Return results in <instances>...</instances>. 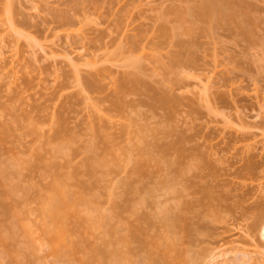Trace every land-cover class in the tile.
<instances>
[{"label":"rangeland","instance_id":"374dc122","mask_svg":"<svg viewBox=\"0 0 264 264\" xmlns=\"http://www.w3.org/2000/svg\"><path fill=\"white\" fill-rule=\"evenodd\" d=\"M17 1L20 6L15 17L19 27L41 41L59 30L53 11L76 8L74 10L78 9L80 14L75 15L78 19L72 25L76 33L68 39L62 34L54 39L49 36L47 42L54 43L48 49L54 53L45 57L39 50L33 77H21L18 87H13L17 91H26L21 94L28 97H25V104L12 103V96L18 92L7 90V78L1 77L5 73L1 68L5 65L4 57L10 56L12 49L9 40L6 43L4 51L7 53L3 56L4 61H0V127L9 126L10 137L0 149V160L13 157L31 162L37 154L48 157V148L42 145L51 136L48 124L50 114L54 112L64 131L75 137L74 152L70 155L57 156L55 161L49 156V161L62 165L59 176L68 170H76L74 172L79 174L76 180L72 179L74 182L69 180L73 184L67 188L70 194L77 195L83 183L85 186L92 184L93 193L100 196L99 206L107 209L111 205L104 193L111 182H129L138 187L158 186L147 194V205L139 206L136 202L140 192L130 195L127 201L122 194L116 199L120 217L127 218L115 223L119 235L126 233L129 222L130 225L135 223L133 226L139 223L145 235L156 237L163 229L162 216L166 214L160 207L166 206L169 215L182 217L176 228L169 227L172 228L169 230L172 237H169L175 242L171 241L174 246L168 243H165L168 247L163 246L161 255L166 257L168 264H243V261L244 264H264V238L257 228L264 217V0H233L237 8L242 7L250 13H247L251 17L249 27L254 32L251 39L243 37L236 26L228 29L221 24L215 25L212 34L204 29L206 24L200 19V13L208 0ZM168 7L189 8L191 19L198 20L199 17L200 25L189 30L188 23L183 27L174 15H170L169 22L165 18L158 20V15ZM163 25L169 31L165 38L158 31ZM143 29L148 35V44L146 41L145 44L155 47L157 56L144 55L127 42L128 36ZM174 29L179 32L177 37L171 34ZM77 32L85 34V38L77 36L81 34ZM119 43L123 55L112 62L104 61L107 52ZM23 46L21 50L25 51L26 46ZM179 51L183 62L174 64L173 60L177 61L175 54ZM21 54L30 60L28 53ZM131 56L138 59V66H131ZM93 59L98 60L101 71L98 85L95 84L96 67L86 65V61ZM74 65L79 68L81 87L75 83ZM39 70L44 72V81H39L36 75ZM132 75L142 77L143 84L134 87L130 82ZM165 97L166 104L162 103ZM88 101L95 103L101 114L93 112ZM27 116L43 124V136L29 132ZM14 117L20 120L7 125ZM91 122L97 128L102 126L99 133L107 136L121 152L123 149L128 151L118 173L97 172L92 179L83 175L81 152L92 140ZM126 126H130L129 139ZM138 138L141 142L136 141ZM144 145L148 146L147 155L141 150ZM137 160L145 163L144 176L134 171ZM45 161L34 168L24 166L19 175L18 209L25 221L34 227L45 221L39 201L52 177L45 179L43 172L46 168L55 169L53 164H50L51 168L50 165L47 167L52 161ZM162 181L172 183L174 191L161 188ZM117 191L121 192V189ZM80 192L78 195H82ZM132 204L139 206L135 215L126 211ZM110 226L104 229H111ZM103 231L98 234L96 231L90 240L97 235L96 241L92 240L97 242L102 234L107 236ZM17 237L24 244L23 235L19 233ZM235 244L242 248V253L232 248ZM2 246L0 242V264H60L48 247L35 254L22 250V257L11 258L4 256ZM139 248L140 245L134 243L124 250L141 259ZM226 249L228 252H224ZM230 250L234 251L231 253ZM244 250H248L245 254L250 253V257L242 256ZM213 251H222V254L210 262L209 255ZM73 257L74 264L81 263V253ZM64 258L70 257L66 254L60 260Z\"/></svg>","mask_w":264,"mask_h":264},{"label":"bare ground","instance_id":"6f19581e","mask_svg":"<svg viewBox=\"0 0 264 264\" xmlns=\"http://www.w3.org/2000/svg\"><path fill=\"white\" fill-rule=\"evenodd\" d=\"M17 2H18L17 0L0 1V61L2 60L4 61L5 59V65L1 66L2 70L4 71L0 70V72L2 71V73L3 72L5 73L3 74L0 73V76L2 74L1 77L3 79L5 77L7 78L5 79L6 80L5 85L7 84L6 85L7 90L9 88L10 92L13 91L12 89H14L15 86H17V84H19L18 82L21 77L27 79H31L33 77L32 74L34 69L33 66L34 65L36 66L38 62V59L36 58V53H38L39 50L45 53L44 55L45 57H47L49 54L54 53V51L48 49L54 43L52 42V44H50V42H47L49 36H52L54 39L55 37H58V35L62 34L66 38L67 37L71 38L70 36H72L73 32L76 33L74 30H72L73 28L72 25L74 26L75 21L78 19L76 16L80 14V11L78 9L74 10L76 8L71 9L73 10V12L71 10L63 11L57 9L56 11H53L54 15L52 16L54 17L53 18L55 20L54 22H57L56 27L60 31L56 30L53 33L51 32L52 34L50 33L49 35L45 36V41H41L40 39H38L36 35L35 36L33 34L31 35V33L29 32L25 33V31H23V29L19 27V24L17 23V19L15 17L16 13H18L19 11V6H20L17 4ZM201 9L202 10L200 13L201 14L200 19L204 24H206V26L203 28L208 29V31H210L209 33L212 34L215 25H216L215 27H217L218 24H221V26L223 25L228 29L235 28V26L236 28L239 27L243 37H245L246 39L252 38V34L254 32H252L251 28L249 27L250 26L249 19H251V17L247 16V13L248 14L250 13L244 8L242 9V7L237 8L235 6V3H233V0L232 1L208 0L203 4V8ZM74 11L76 12V14ZM160 15H158L159 17L158 20L165 18L167 22H169L170 20L169 18L170 15H174L177 21L180 20L183 27H184L183 25L184 23H188L187 25L189 27V30L191 29L190 27L193 28V26H196L198 24L200 25L201 22V20L199 21V17L197 16L196 17L198 18V20L196 18L191 19L189 8L177 9L175 7H168V9L162 11ZM86 19L87 16L84 15V20ZM78 21L79 23L82 22V20H78ZM158 28L160 29L158 30L160 31V36L165 38L169 32L167 28L164 25L161 27L159 26ZM78 33L80 34L81 32H77V34ZM181 33L183 32L181 31ZM81 34L77 36L84 39L85 34L83 35ZM171 34H173V37H177V35H179V32L175 31L174 29L171 32ZM147 39H148L147 32L143 29L131 36H128L127 42L132 47L139 48L140 53L142 54L144 53V55L145 53L146 54L152 53L150 55L157 56L158 50L155 47H147V45L145 44V41L148 44ZM8 40H9V44H11L12 47L11 54L10 56L7 55L8 57L6 56V58L4 57L3 59L4 54L7 53L6 51H4V48L6 47V43L8 42ZM22 44H24V46ZM21 46H23L24 48L26 46V50L22 51ZM21 53H28L30 60L27 61L26 56H23V54ZM179 53H181V51L175 54L177 61L174 62L173 60L174 64H177V62L181 64L183 62V59L181 57L182 55H180ZM122 55H123V48L119 43L114 50L107 52L103 60L112 62L114 60H117ZM130 58H132V56ZM155 59H157L156 61H159L158 60L159 58H155ZM130 61L131 62L133 61V63L130 62L131 66L136 67L139 64V61L136 58ZM97 63H98L97 59H93L91 61L88 60V62L86 61V65L96 67L97 81L95 84L98 85L101 77V71L98 68ZM36 75L38 76L39 81H44L43 71L39 70ZM73 76L76 85L81 87V76L79 74L78 65H74L73 67ZM138 76L139 75H132L130 77V82L134 84V87H137V85H141V83L143 84L142 81L143 78ZM1 77L0 79H2ZM123 84L124 83H122L121 85L122 89H124L125 87ZM15 91H17V88ZM17 92L18 93H16L15 95L13 94L14 96H12V103L18 102L17 104L19 103L25 104L27 100L26 98L28 97L22 95L23 92L25 94L26 91L22 90ZM81 92H83L82 89ZM23 99L25 102L23 101ZM88 103L93 112L97 114H101L99 107L95 103L91 101H88ZM162 103L164 104L168 103L166 97L162 98ZM50 117L51 119L48 125H49V131H51V136L45 139L42 145L44 148H48L46 149L48 157H45V155L40 154L41 155L40 156L37 154L35 157H33V161L31 162H25L13 157H10L5 160H0V187L2 188V190L0 191V242L1 245H3L2 246L3 251H5L3 252L4 256L6 257L12 256L11 258L22 257L20 256L22 250L31 251L32 254H35L39 251H42L45 247H48L51 249L52 255L56 258V261L60 264H74L75 258L73 257V255L77 253L82 254V257L80 258L81 260L79 259V262H81L80 264H96V263L122 264L125 261L127 263L130 262V264H168L167 262L168 260L165 259L166 257L162 256L161 254L163 253L165 246H167L168 244L173 245L174 241L173 239L170 238L172 236H170L169 234L170 233L169 230H171L172 228L169 229V227L176 228L179 225V222L182 221L181 220L182 217L180 215L177 216L169 215L168 207L166 206L160 207V209L164 213H166L162 216L163 229L157 232L158 234L156 235V237L152 236L153 238H150V236L148 237L147 234L145 235V231L143 230L141 225H139V223L138 224L136 223L135 226H133L135 223H132L133 224V225L131 224L133 226L132 227L128 222V225L130 227L127 226V224L125 225L127 226V228H125L126 233L124 235L121 234L119 235L118 229L115 228V223L117 224L118 222L120 223L125 220L122 219L123 218L122 216H121L122 218L120 217V211L116 203V199L121 194L122 196H125V198L127 197L126 198L127 201V199L130 198V195H132L133 193H139V192L142 193L136 202H138L139 206L140 205L143 206L144 204L147 205L146 204V201L148 200L147 194L152 193L154 190H156V188H158V186L152 188L146 185L142 187H138L135 185L133 186V184L129 182H123V183L115 182L114 184L113 182H111L112 185H109L110 187H107V192L105 191L104 193V195H106L105 198H107V203L111 205V207H109L110 209L109 208L103 209L101 206H99L100 196L97 195L96 193H93V188L90 187V185L93 186L92 184L89 185L88 183L86 186L84 185V183L82 186L80 184L83 192H80L82 191L80 190L79 192L82 193V195L81 194L78 195L79 193L78 192L77 193L78 197L75 194L74 195L70 194L67 188H69V184L72 183H69V180L72 179L76 180V177H79L76 176L78 173L74 172L76 170L70 169L71 172L68 170L69 172L67 171V173L63 175L61 174L63 176L61 178L60 177L61 175L59 176L60 173L58 172L62 169L60 168L62 165L58 164V162L53 163V161L56 160L55 158H57V156L58 157L68 156L72 152H74L73 145L75 143V137L64 131L62 122L60 121L59 118H56L54 112H51ZM14 118H12L10 120V123H8L7 125L14 124L15 122L17 123V121L20 120L19 117L18 120L17 118L15 119ZM25 120L28 122L27 124L29 126V132L31 134H35L38 137L43 136L44 131L42 128L43 126L42 123L35 122L29 116L25 117ZM110 121L111 119H108V122ZM1 126L2 127H0V149L4 146L5 142L10 137V132L8 130L9 126L6 125L5 126L1 125ZM101 127L102 126H99V128H97L96 125L91 122L90 130H91L92 140L83 148L81 152L83 153V161L82 163H80L81 164L80 167L84 170L83 175L84 174L88 175L90 179H92L91 178L92 176L93 178H95L94 176L98 174L97 172L105 175L118 173L121 170V166L125 159L123 156L124 155L127 156L126 149H123L121 152L118 148H116L113 145L112 141L107 136L99 133V131L102 129ZM129 129L130 126H126L128 139L131 134ZM137 140L139 142L141 139L138 138L136 139V141ZM141 150L143 155H147L149 153L148 146L144 145ZM49 156L50 158L53 157L52 160L53 159L54 160L53 161L51 160L52 163H49L47 167L50 164H53V169L55 168L56 170L55 169L54 170L57 172H55L52 169L50 171L49 168L48 169L46 168L45 173L43 172L44 176L43 175L42 176L45 179L46 177L49 178L52 177V178L49 182L51 184L48 185L49 188L47 187L46 192L43 193L39 201V205L41 207L45 221L42 225L37 227L35 226L36 227L35 228L32 224H29L28 221H25V219L21 214L22 211L18 209L20 192H21V188L19 185V175L24 166H27L29 168H34L36 164L41 162L42 160L51 162L49 161L50 160ZM144 164L145 163H143L142 161L137 160L134 168L135 173L137 174L142 173V175L144 176L143 174L145 173ZM51 166L52 165H50V168ZM47 171L49 172L47 173ZM79 181L81 182V180ZM160 187L166 191H171V192H173L175 189L174 185L169 181H162ZM118 189H121V192L117 191ZM138 205L136 204V206L138 207L137 208L136 206H134V204H132L130 205L131 206L130 209L126 211L134 214L138 212L137 211V209H139ZM80 221L84 222L83 226L81 225L82 222ZM112 222L114 223V225H111ZM71 224L73 227L71 226ZM107 226L111 227V229H108L109 231L106 230L107 228L104 229ZM257 228L260 230L261 232L260 234L264 238V217L260 221L259 226ZM39 231L41 234H38ZM98 231L99 232L103 231L104 233L106 232L105 234L106 235L108 234L107 236L110 235L111 238L110 237L107 238V236L102 234V237L105 236L104 239L102 237L101 238L98 237L100 240L97 241L98 242L97 243L95 242L96 241L95 239L97 238L96 235V238L92 239L95 240L93 242L92 240H90V238L93 237L94 233L98 234ZM19 233H21L25 238L24 244L23 242L21 244L18 241L17 235ZM134 243L140 245L139 250L141 249L142 252L141 254L142 256L140 255L141 259H138L139 254H136L138 256V258L136 259L135 258L136 256L133 257L135 254H133L132 256L130 254L131 253L130 251L128 252L124 250L125 248H127V246ZM165 243L168 244L166 245ZM231 243H233V241ZM235 245L232 248H234V250H238L241 252L242 248H240L238 245H236L238 247H235ZM25 248L28 250H25ZM228 249H226L224 252H228ZM234 250H230V252L232 253ZM222 251L220 252L213 251V253L209 255V261L214 262V260L217 259V257L222 254L221 253ZM246 252H248V250H246ZM246 252L244 250L242 256L246 255L250 257V253H248L249 255H247L245 254ZM66 254L70 258L69 259L64 258L63 260H60L61 257L65 256ZM237 254L239 255L240 253L237 252ZM57 259H59V261ZM247 264L250 263L247 262Z\"/></svg>","mask_w":264,"mask_h":264}]
</instances>
